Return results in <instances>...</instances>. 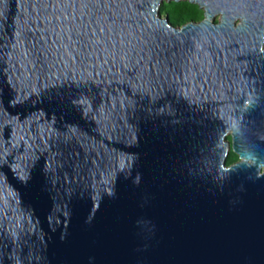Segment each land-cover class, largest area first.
<instances>
[{
	"label": "water",
	"instance_id": "water-1",
	"mask_svg": "<svg viewBox=\"0 0 264 264\" xmlns=\"http://www.w3.org/2000/svg\"><path fill=\"white\" fill-rule=\"evenodd\" d=\"M0 264H264V0H0Z\"/></svg>",
	"mask_w": 264,
	"mask_h": 264
},
{
	"label": "trees",
	"instance_id": "trees-1",
	"mask_svg": "<svg viewBox=\"0 0 264 264\" xmlns=\"http://www.w3.org/2000/svg\"><path fill=\"white\" fill-rule=\"evenodd\" d=\"M166 5L170 9L168 15L170 23L175 27H182L190 22H199L204 15L199 6L189 2H171ZM167 8L164 9L167 10ZM234 160L235 158L229 157L227 165H230Z\"/></svg>",
	"mask_w": 264,
	"mask_h": 264
},
{
	"label": "flooded vegetation",
	"instance_id": "flooded-vegetation-1",
	"mask_svg": "<svg viewBox=\"0 0 264 264\" xmlns=\"http://www.w3.org/2000/svg\"><path fill=\"white\" fill-rule=\"evenodd\" d=\"M228 140L230 143L229 157L235 158V160L228 166H233V165L237 164L238 162H240V157L234 152L232 137L230 136Z\"/></svg>",
	"mask_w": 264,
	"mask_h": 264
},
{
	"label": "rangeland",
	"instance_id": "rangeland-1",
	"mask_svg": "<svg viewBox=\"0 0 264 264\" xmlns=\"http://www.w3.org/2000/svg\"><path fill=\"white\" fill-rule=\"evenodd\" d=\"M164 8H167V5L166 4H165V7ZM169 12H170V9L169 8H167V10L164 9V11L162 13V18H166L169 15ZM202 12L204 14V10H202ZM203 20H204V15H203V18H202L201 21H203ZM219 20H220V17H217V19L215 20V22L218 23ZM201 21H199V22H201Z\"/></svg>",
	"mask_w": 264,
	"mask_h": 264
}]
</instances>
